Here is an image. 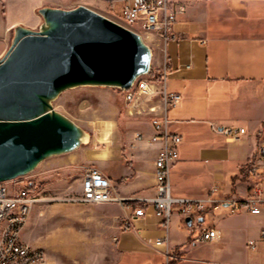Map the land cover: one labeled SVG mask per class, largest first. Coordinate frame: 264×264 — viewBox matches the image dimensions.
Wrapping results in <instances>:
<instances>
[{"label": "crops", "instance_id": "crops-1", "mask_svg": "<svg viewBox=\"0 0 264 264\" xmlns=\"http://www.w3.org/2000/svg\"><path fill=\"white\" fill-rule=\"evenodd\" d=\"M172 1L186 7L185 13L178 16L174 28L175 39L165 46L154 35L148 34L146 38V43L153 51V57H157L155 69L159 70L164 66L165 60L167 62L168 91L178 93L182 97L177 106L172 108L171 114L167 113L170 120L168 127L171 132L182 137L179 151L184 155L185 138H189L191 132L200 129V125H207V130L215 138L204 139L199 159L210 165L201 168L203 172L201 183L192 188L191 192L195 196L194 199L212 198L216 202L212 207L219 205L228 208L231 201L251 193L253 179L245 175L243 169L256 159L258 141L264 128V6L259 5V2L264 3V0ZM6 2L9 8L6 29L9 32L16 26L33 30L39 28L40 18L33 14L32 0ZM79 5L89 7L122 23L123 0H56L44 6L71 9ZM213 16L218 18L216 25L212 23ZM198 109L215 112H210L209 118L196 119L194 115ZM139 124L142 125L141 127L138 125L139 129L146 130L148 134L152 132L148 121H140ZM227 127L243 130L238 141L226 139L222 130ZM135 147L138 153L131 161L130 167H121V171H116L112 164H106L104 170L100 169L112 181L122 197L153 198L154 161L161 144L142 142L133 145V148ZM179 164H176V167ZM213 189L217 192L211 193ZM123 205L110 203L104 204L105 207L100 209L88 208L90 217L94 216L100 218L98 220L110 223L114 220L119 222L121 228L116 230L117 237L114 239L117 242L120 260L124 253H144L147 248L142 242V237H147V234L142 231L160 226V220L156 217L154 208L150 206L147 209V216L133 220L130 224L132 229L125 228L126 216H133L140 203H132L129 208L126 204ZM85 209L81 208V211ZM115 209H120L121 217L112 215ZM231 214L230 210H223L216 219L218 223L216 226H204V215L198 216L197 221L203 219L199 222L201 227L218 231L220 239L212 243L219 244L224 239L230 243L239 239L242 233L245 254L244 250L236 248V259L241 261V264H264V240L261 238V232L264 231V204L260 215L248 212ZM182 219L185 226L190 228L186 218ZM160 236L162 234L150 235L149 238L154 244L156 239L164 238ZM25 237L23 233L24 240ZM250 240L256 242L255 249L249 247ZM173 247L178 248L180 245L174 244ZM156 248L162 251L164 247ZM188 249L189 246L181 251L180 247L177 250L180 253L176 254L181 256L180 259H184L183 254Z\"/></svg>", "mask_w": 264, "mask_h": 264}, {"label": "rangeland", "instance_id": "rangeland-1", "mask_svg": "<svg viewBox=\"0 0 264 264\" xmlns=\"http://www.w3.org/2000/svg\"><path fill=\"white\" fill-rule=\"evenodd\" d=\"M52 1L56 0H32L31 9L34 16H39L41 24L43 19L38 11ZM259 5L263 7L264 3L259 2ZM8 12L6 0H0V59L14 37V30L9 32L6 29ZM212 21L213 25H216L218 18L213 16ZM38 29L36 27L35 30ZM156 66L157 57H153L152 69L157 72ZM53 105L58 112L84 129L88 139L71 153L46 159L28 174L34 178L33 192L39 201L33 207L23 233L30 245L45 250L47 259L40 264H241V261L236 259L235 249L244 250L245 254L242 233L239 239L230 243L224 239L219 244L200 242L190 246L189 237H194L196 233H192L183 223L182 217H185L180 214L178 205L174 206L168 231L161 225L159 228H147L142 231L147 234V237H142L147 250L144 253H124L120 260L117 242L114 239L117 237L116 230L121 228L119 222L114 220L110 223L98 220L100 218L94 216L90 217L88 208L100 209L105 206L83 205L77 202V198L82 194L81 182L86 166L93 164L104 170L106 164H112L116 171H121V167H130L131 161L138 153V149L132 145L134 131L139 129L138 125L142 126L139 122L143 120L127 116L123 93L110 87L81 86L69 89L61 93ZM171 110L168 111L169 115ZM210 112L215 111L198 109L194 117L209 118ZM200 126V129L190 133L189 138H185V156L179 151L176 164L181 165L176 167L175 164L171 174L173 198L195 200L191 190L201 183L203 173L201 168L210 165L199 159V151L204 139L215 137L209 133L207 125ZM246 168L243 169L245 175ZM251 178L254 185L256 179L254 176ZM227 180L229 181V177ZM213 204H206V210L201 214L204 215L203 225L206 227L216 226L218 224L216 219L222 211L231 209L229 206L217 210L212 207ZM81 208L86 209L81 211ZM211 209L212 212L206 214ZM243 212L246 211L231 215ZM112 213L114 217L122 216L120 209H115ZM130 224L125 228L132 229ZM157 234H162L160 237H168L167 249L162 248V251L161 249L158 251L154 246L149 236ZM174 244H179L181 251L189 246L188 251L183 254L184 259H180L181 256L176 254L180 253L177 251L180 247H173ZM173 261L176 262L172 263Z\"/></svg>", "mask_w": 264, "mask_h": 264}, {"label": "water", "instance_id": "water-1", "mask_svg": "<svg viewBox=\"0 0 264 264\" xmlns=\"http://www.w3.org/2000/svg\"><path fill=\"white\" fill-rule=\"evenodd\" d=\"M38 13L39 29L16 26L0 59V182L84 144L85 130L54 108L61 93L81 86L127 91L152 70L143 37L101 13L84 5Z\"/></svg>", "mask_w": 264, "mask_h": 264}, {"label": "built area", "instance_id": "built-area-1", "mask_svg": "<svg viewBox=\"0 0 264 264\" xmlns=\"http://www.w3.org/2000/svg\"><path fill=\"white\" fill-rule=\"evenodd\" d=\"M123 1L120 24L140 34L145 42L148 34L156 36L165 46L175 39L174 28L178 16L186 11L184 4H174L172 0ZM163 52L165 53V47ZM168 74L165 60L163 68L157 70L156 76H143L131 89L121 91L127 116L148 121L152 129L149 134L144 129L135 130L133 145L142 142L161 144L154 161L155 196L142 199L122 197L106 174L100 168L91 165L85 167L81 182L82 194L77 198V202L91 206L126 204L128 208L132 203L139 202L140 205L134 210L133 216H126V226L135 219L147 216V209L152 206L160 225L165 230L169 229L174 206L178 205L182 216L191 217L195 221L190 227L191 232L196 233L190 238V246L200 242H215L220 239L218 231L201 227L197 221L198 216L206 210V204H213L215 201L212 198L187 200L172 196L171 174L179 159L182 137L169 130L170 120L167 113L177 106L182 97L178 93L168 91L166 86ZM159 75L161 80H158ZM242 132L241 128L236 127L222 130L229 141H238ZM246 172L248 176H254L256 182L251 187L249 195L229 203L230 211L234 214L244 210L252 215H260L264 204V128L258 141L256 159L248 165ZM34 184V178L28 175L0 182V264H40L47 259L45 250L33 247L23 239V231L31 211L39 201L33 192ZM215 192L216 189L211 191ZM218 207L220 206L213 208ZM261 238L264 240V231L261 232ZM248 245L251 249L256 248L254 240H250ZM154 246L167 249L168 238L156 239Z\"/></svg>", "mask_w": 264, "mask_h": 264}, {"label": "bare ground", "instance_id": "bare-ground-1", "mask_svg": "<svg viewBox=\"0 0 264 264\" xmlns=\"http://www.w3.org/2000/svg\"><path fill=\"white\" fill-rule=\"evenodd\" d=\"M87 139H88V134L85 131V134H84V136L82 138V141L84 142V144L87 142Z\"/></svg>", "mask_w": 264, "mask_h": 264}, {"label": "trees", "instance_id": "trees-1", "mask_svg": "<svg viewBox=\"0 0 264 264\" xmlns=\"http://www.w3.org/2000/svg\"><path fill=\"white\" fill-rule=\"evenodd\" d=\"M156 74H157V72H156L155 70L152 69L150 75H156ZM158 80H161V75L158 76ZM173 262H174V261H173ZM173 262H172V263H173Z\"/></svg>", "mask_w": 264, "mask_h": 264}]
</instances>
